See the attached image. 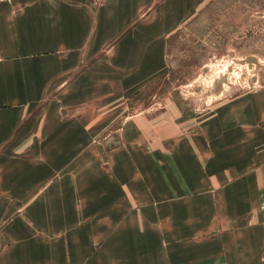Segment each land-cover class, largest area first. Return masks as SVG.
<instances>
[{"label": "crops", "instance_id": "0c3cea01", "mask_svg": "<svg viewBox=\"0 0 264 264\" xmlns=\"http://www.w3.org/2000/svg\"><path fill=\"white\" fill-rule=\"evenodd\" d=\"M184 8L185 0H0V264H159V253L164 264H264V224L248 226L264 201V134L247 123L194 138L204 164L182 143L181 164L171 161L165 176L129 145L61 151L77 144L79 127L74 115L62 134L61 113H77V82L93 80L102 50L156 19L149 32L173 31Z\"/></svg>", "mask_w": 264, "mask_h": 264}, {"label": "rangeland", "instance_id": "374dc122", "mask_svg": "<svg viewBox=\"0 0 264 264\" xmlns=\"http://www.w3.org/2000/svg\"><path fill=\"white\" fill-rule=\"evenodd\" d=\"M179 13L171 32H149L162 23L150 19L149 26L127 31L102 50L104 61L89 70L93 80L77 82L83 92L77 113H61L62 134L74 115L79 123L77 144L63 143L62 153L117 152L129 145L144 165L152 162L155 174L165 176L171 161L181 164L182 143L189 142L204 164L205 148L194 138L214 135L224 124L247 123L264 134V0H185ZM250 218L248 226L264 224V201ZM161 225L159 236L165 237ZM158 243L159 252H170ZM136 259L127 256L125 264ZM166 260L159 253V264Z\"/></svg>", "mask_w": 264, "mask_h": 264}]
</instances>
